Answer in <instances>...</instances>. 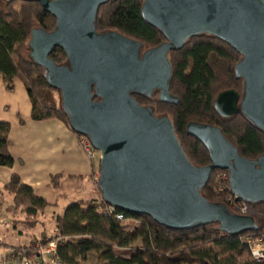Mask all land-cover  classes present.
<instances>
[{
	"label": "water",
	"instance_id": "water-1",
	"mask_svg": "<svg viewBox=\"0 0 264 264\" xmlns=\"http://www.w3.org/2000/svg\"><path fill=\"white\" fill-rule=\"evenodd\" d=\"M14 1L38 3L56 19L53 32H32L30 57L45 70L50 88L60 92L72 131L100 153L98 189L105 204L170 230L214 223L235 236L258 230L252 217L232 214L201 192L221 170L243 201L264 204V156L245 159L219 128L190 123L187 134L206 148L211 161L198 168L170 118L157 117L134 96L151 99L159 92L161 102L178 106L170 89L169 54L210 34L242 55L235 74L244 82L243 94L221 93L216 111L226 118L242 114L264 133V0H142L144 20L166 39L148 50L118 32L98 33L99 10L110 0ZM56 48L65 52L66 65L50 59Z\"/></svg>",
	"mask_w": 264,
	"mask_h": 264
},
{
	"label": "trees",
	"instance_id": "trees-1",
	"mask_svg": "<svg viewBox=\"0 0 264 264\" xmlns=\"http://www.w3.org/2000/svg\"><path fill=\"white\" fill-rule=\"evenodd\" d=\"M16 3L14 0H0V76L8 90L13 89L15 79L24 82L32 100L34 120L59 119L70 127L62 98L58 107L41 102L43 90L53 89L49 86L43 67L30 57L32 32H53L56 19L38 3L19 2L20 8L15 6ZM142 7V0H110L99 10L96 21L98 33L118 32L142 42L145 49L160 46L166 42L165 36L144 20ZM50 59L59 66L67 64V56L60 48L53 51ZM169 59L173 69L171 94L179 99L180 104L173 106L161 102L159 92L151 99L136 95L134 98L141 106L152 108L157 117L167 114L190 162L198 168L211 164L206 148L187 134L190 123L219 128L245 159L257 160L264 156V133L261 130L242 114L226 118L215 109V101L223 92L235 90L242 96L244 82L238 80L235 74L242 55L220 38L200 34L189 39L182 50L171 52ZM10 129L9 124L0 122L2 167H12L14 164L8 152ZM223 172L226 171L212 173L208 185L201 192L202 196L210 203L222 204L232 214L238 215L228 207L224 195L217 189L215 178ZM6 191L13 204L23 207L24 215L33 221L38 222L39 215L49 207L46 200L22 185L18 176L12 178ZM248 206L247 216L256 221L258 230L235 236L222 232L217 223L177 231L147 216L115 209V214H123L126 220L140 223L127 232L125 222L118 221L115 215H109L108 205L103 200L82 201L68 206L64 214L57 217L58 235L41 243L46 245L57 241L58 258L64 264H87L92 254L99 255V264H264L252 257L245 243L247 237H259L264 233V204L248 203ZM12 224L15 227L13 220ZM138 242L141 247L134 252L132 247ZM36 245L37 241H34L19 249L26 250L35 258ZM118 251H127L130 255L118 257Z\"/></svg>",
	"mask_w": 264,
	"mask_h": 264
},
{
	"label": "crops",
	"instance_id": "crops-1",
	"mask_svg": "<svg viewBox=\"0 0 264 264\" xmlns=\"http://www.w3.org/2000/svg\"><path fill=\"white\" fill-rule=\"evenodd\" d=\"M33 104L24 82L14 80V87L8 90L0 76V122L9 124L8 152L14 159L12 167L0 166V202L12 199L6 187L14 176H18L22 185L31 188L35 195L43 198L49 207L40 216L48 213V222H40L35 234L26 233V228L18 224L7 232L6 240L0 245V257L22 247H27L47 235L53 236L56 229L55 210L63 198L62 191L68 186V193L74 200L101 201L98 189L99 157L93 162L81 149L80 137L59 119L36 121L32 117ZM1 214V213H0ZM133 222V221H132ZM127 231V230H126ZM129 232V231H127ZM4 232L1 231L0 234Z\"/></svg>",
	"mask_w": 264,
	"mask_h": 264
},
{
	"label": "built area",
	"instance_id": "built-area-1",
	"mask_svg": "<svg viewBox=\"0 0 264 264\" xmlns=\"http://www.w3.org/2000/svg\"><path fill=\"white\" fill-rule=\"evenodd\" d=\"M81 149L86 153L90 161L96 160V158H101L99 152H97L91 142L86 137H80ZM218 183L221 192L225 196L226 204L228 207L238 213L240 216H247L249 213L248 203L243 201L237 194H235L230 185V176L228 172H223L218 178ZM109 215H115L118 221L130 223L131 220H126L123 214H115V209L112 207L107 208ZM134 222V221H133ZM138 225V223H136ZM13 227L10 218L5 215H0V245L3 244L7 237V232H9ZM53 237L58 235V232L54 231ZM246 245L249 247L252 257L260 263H264V233L259 237L249 236L245 239ZM58 242L52 241L46 245L38 243L36 245V256L31 257L26 250L16 249L9 253L10 259L16 262V264H64L58 258ZM0 264H13L6 260V257H0Z\"/></svg>",
	"mask_w": 264,
	"mask_h": 264
},
{
	"label": "rangeland",
	"instance_id": "rangeland-1",
	"mask_svg": "<svg viewBox=\"0 0 264 264\" xmlns=\"http://www.w3.org/2000/svg\"><path fill=\"white\" fill-rule=\"evenodd\" d=\"M15 6L17 8H20L21 7V3L18 2V3H16ZM40 98H41V102H45L48 105L55 104L58 107V106H60V103H61L60 94L58 92H56L54 90H50V89H44L42 94H41V96H40ZM163 116H167V114L164 113V115H162V117ZM219 176H220V174H218L216 176V178H215L216 185L218 183ZM71 188H72V186L70 185V186L64 188L63 191H62L63 198H62V200L60 202L59 208L57 210H55V213H58L57 214L58 216H62L64 214V212H65V209L68 206L76 203V201L73 198L75 195L74 194L72 195V193L70 194L67 191L68 189H71ZM217 189L219 191V189H220L219 185H217ZM0 204H1L0 213L7 215L10 218L11 221L13 220L14 225H15V229L14 230L18 229L17 224H22L25 227H30V228H26V230H27L26 233L30 232L29 234H31V235L35 234L34 230L38 226L39 222H36V220L33 221L32 219L27 218L24 215L23 207H19V206H16L17 204L16 205L13 204L12 199L3 200V202H0ZM58 216L55 215L56 219H57ZM39 219H40L39 220L40 222L41 221L42 222H44V221L48 222L47 221L48 220V213L45 214V216H43V215L40 216ZM56 219L54 220L55 222H56ZM139 225H140V223L137 225L134 222L124 223L125 230H127V231H132L134 228L138 227ZM47 238H48L47 235H45L44 237H41L40 240L44 242V241H46ZM41 241L39 243H41ZM41 244H43V243H41ZM140 247H141V243L138 242L132 248H133V250L135 252V250L139 249ZM116 255L118 257H129L130 253L127 252V251H120V252L118 251L116 253ZM30 256L32 257V255H30ZM98 261H99V255L92 254L89 257V260H88L87 264H99Z\"/></svg>",
	"mask_w": 264,
	"mask_h": 264
},
{
	"label": "flooded vegetation",
	"instance_id": "flooded-vegetation-1",
	"mask_svg": "<svg viewBox=\"0 0 264 264\" xmlns=\"http://www.w3.org/2000/svg\"><path fill=\"white\" fill-rule=\"evenodd\" d=\"M146 50V49H145ZM148 50V49H147Z\"/></svg>",
	"mask_w": 264,
	"mask_h": 264
}]
</instances>
